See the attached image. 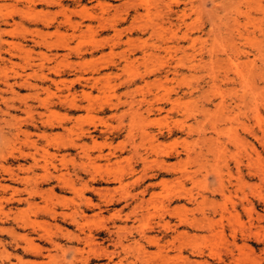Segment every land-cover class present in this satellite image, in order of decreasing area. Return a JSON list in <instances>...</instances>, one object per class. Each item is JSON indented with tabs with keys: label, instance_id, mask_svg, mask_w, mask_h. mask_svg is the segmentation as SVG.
Masks as SVG:
<instances>
[{
	"label": "rangeland",
	"instance_id": "obj_1",
	"mask_svg": "<svg viewBox=\"0 0 264 264\" xmlns=\"http://www.w3.org/2000/svg\"><path fill=\"white\" fill-rule=\"evenodd\" d=\"M208 263L264 264V0H0V264Z\"/></svg>",
	"mask_w": 264,
	"mask_h": 264
},
{
	"label": "bare ground",
	"instance_id": "obj_2",
	"mask_svg": "<svg viewBox=\"0 0 264 264\" xmlns=\"http://www.w3.org/2000/svg\"><path fill=\"white\" fill-rule=\"evenodd\" d=\"M163 162V161H162ZM95 175V174H94ZM97 188V187H96ZM104 189V188H103ZM102 189V190H103ZM107 190V189H106ZM87 204H88V202H86ZM91 204V203H90ZM118 231H120V230H118ZM86 238V237H85ZM161 247V246H160ZM98 251V250H97ZM101 251V250H100ZM105 251V250H104ZM108 252V251H107ZM110 253V252H109ZM211 263V262H210ZM209 264V263H208Z\"/></svg>",
	"mask_w": 264,
	"mask_h": 264
}]
</instances>
